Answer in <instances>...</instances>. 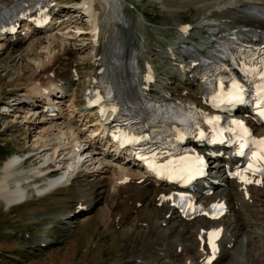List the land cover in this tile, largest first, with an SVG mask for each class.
Returning a JSON list of instances; mask_svg holds the SVG:
<instances>
[{"label":"bare ground","instance_id":"1","mask_svg":"<svg viewBox=\"0 0 264 264\" xmlns=\"http://www.w3.org/2000/svg\"><path fill=\"white\" fill-rule=\"evenodd\" d=\"M216 1L217 3L214 2L215 6L210 5L203 10V17L196 22L195 28L202 30L204 35L203 40L199 42L201 50L205 47L209 49L214 47L213 40L208 33L211 27L220 29L238 27L240 29L242 26L254 28L260 25L255 18L248 17L246 14L251 8L264 7V0ZM21 2L22 0H3L0 1V8L5 7L8 3L17 5ZM124 3L127 5V3L130 4V1L77 0L69 6L73 7L72 10H67L65 6L59 5H54L52 8L60 13L65 11L66 15L68 11H72V14L75 12L79 16L78 18H87V30L75 27L77 37L85 35L83 38L80 37L81 44L87 46L89 50L83 58L87 60L90 67L86 73L87 82L81 88L82 92L96 74L104 72V69L119 59L118 72L131 69V59L136 58L142 72L149 73L151 77L161 74V78L166 83L168 79L173 82L175 80L171 70L157 71L144 63L143 49H140L138 37L139 28L136 22L124 14ZM127 7L129 6L127 5ZM65 14L63 15L65 16ZM72 14L62 18L60 24H55L50 28L35 29L31 25L23 23L19 30L17 29L12 35L4 36L0 33V51L11 50L20 57L25 50L29 53L32 50V44L36 43L38 47L45 50L46 54L49 51V44L54 43L53 41L58 44L60 42V45L63 43L64 46H60V48L67 49L66 44L70 39L66 37L68 31L64 30V26L59 25L71 20ZM93 36H96V39L93 40ZM44 38L47 40L45 46L41 43ZM187 38L184 33L177 37L175 49L180 48L178 43L187 44ZM192 47L195 51H199L195 46ZM51 59L52 57L50 58L46 54L43 59L35 61V68L28 73V75L31 73L29 76H23L25 92H21L22 100L20 99L19 103H25L22 106V111L18 108L11 110L14 118H21L29 130L37 131L33 134L35 138L31 141L30 150L10 156L0 167V200L6 208L23 202L28 196L27 186L23 184L32 181L28 178L38 177L44 180V183L39 185L29 182L30 197H32V192L38 197H43L60 187L75 186L78 197L75 192L74 202L72 201V206L68 209L69 212L66 211V218L72 217L71 211L77 212L81 205L90 206L92 202H97L100 199L101 194H104V196L102 195L103 207L99 215L102 225L107 226L110 235L123 237L132 234L144 246L143 250L138 253L130 252L125 255L117 264H202L205 252L198 248L196 237L200 228H207L210 225H221L223 228L218 257L211 264H229L227 262L231 258L233 249L234 254L236 251L234 248L236 241L241 246L245 245L244 255L247 264H255L257 259L254 260L253 257L256 251L254 238L259 237L261 241H264L262 239L264 238V229H262L264 227V202L261 199L264 200V184L261 187L248 188L247 198H251L250 204H248L236 184L229 180L226 187L217 189L205 197L206 200L224 199L227 212L222 217L215 222L197 218L185 223L165 201H159V193L165 192L168 189L167 186L162 184L158 187L152 186L150 182H146L148 180L146 177L140 181L141 174L136 169H127L122 165H117V159L111 158L109 153L112 148L107 144H102V137H100V133H97L98 129L95 127V123L87 120V117H93V112L84 111L80 106V108L76 107V91L70 87L73 86L74 79L80 78L78 70L74 69L69 78L64 81L57 79L54 75L51 76L52 71L50 70L43 77L37 72V68L40 66L52 63ZM96 70L97 73H95ZM128 76L129 85H132L133 74L129 73ZM114 77L113 74L110 75L111 80ZM170 88L168 85L166 91L163 94L155 95L154 99L156 101L180 100L181 98L187 100L181 94L183 89ZM148 91L151 90L148 89ZM196 91L197 86L194 89V97ZM62 94L66 95L68 100L64 104L58 103L56 115H46L41 111V107L49 99H52L53 102H61ZM190 94L192 92L189 91L185 95ZM131 95V93L124 95L122 100L125 103L128 100L130 102ZM189 99L194 101L193 98ZM38 102L39 104H37ZM93 119L94 117L91 120ZM148 119L149 116L147 121ZM26 161L32 162V164L36 161L37 164L25 169L21 165ZM210 174L220 175L218 170H213ZM82 175H94L96 178L85 183L78 180H76L77 183L73 182L75 181L73 179ZM16 176H24L27 180L22 182L21 179H17L19 181L15 180L14 187H11L10 180ZM123 176L129 177L128 182L118 184L117 181ZM138 203L140 206H137ZM258 205H262L263 213L256 209ZM243 219L251 221L247 223ZM127 222L128 224H126ZM242 223L255 224V231L258 229L260 232L256 236V232L253 233L254 230H252L249 233L252 236H247L246 233L241 232ZM188 235L190 239L187 238ZM43 241L49 243L46 239ZM151 254H155L156 262H149L147 256ZM226 260L228 261L226 262Z\"/></svg>","mask_w":264,"mask_h":264},{"label":"rangeland","instance_id":"2","mask_svg":"<svg viewBox=\"0 0 264 264\" xmlns=\"http://www.w3.org/2000/svg\"><path fill=\"white\" fill-rule=\"evenodd\" d=\"M76 1L59 0L58 5L71 6ZM129 1L133 4L135 10L124 7L123 12L126 17L136 22L139 28L138 37L140 39V49H143L142 59H144V63H147L153 69L155 68L154 70L157 69V71L162 69L172 70L168 60L164 61L162 56L166 57L164 54L166 45L171 43L178 35L177 24L189 23L191 29L188 31L189 38L187 39H191L190 43L200 47L199 42L203 40L204 35L202 30L195 28L196 22L203 17V10L206 7L215 6L214 2L217 3L216 0ZM68 8L67 10H72L73 7ZM65 13L63 11V14ZM67 13L66 17H69L72 11ZM72 15V21L69 20L61 25V27L64 26L65 31H68L66 37L70 38L66 44L67 49L60 48V46H64L63 43L61 45L60 42L58 44L55 41L50 43L49 51L46 54L50 58L52 57L53 62L47 69L41 70L40 74L43 77L48 70H52L51 73L57 79L64 81L69 78L72 68L77 69L80 78L75 80L76 107L80 108L81 88L87 82L86 73L90 64L83 59L89 51L87 46L81 44L80 37L83 38L85 35L77 37L75 27L80 30H87L88 24L86 17L78 18L79 16L75 12ZM41 43L45 46L47 40L44 38ZM33 44L32 50L29 53L25 50L20 57L16 56L11 50L0 51L3 52L0 54V167L10 156L19 155L30 150L31 141L35 138L33 134L37 131L29 130L21 118H14L13 111H11L15 108L22 111L25 102H19L22 100L21 92H25L23 76H27L32 69L34 70L35 61L43 59L46 55L42 47H38L36 43ZM172 49H175V47ZM169 67L171 68L169 69ZM158 75L162 77L161 74ZM159 80L162 79L159 78ZM161 82L163 83V81ZM165 83L164 80L166 91L168 85L165 86ZM156 84L158 82H155L153 87ZM183 86V84L176 81L170 87L179 90L178 88L182 87L181 89H183ZM185 98L189 99L188 97ZM34 162L32 164V162L26 161L21 166L29 169L37 164L36 161ZM95 178L94 175H82L73 180L84 181L83 183H85ZM17 179H21L22 182L27 180L24 176L13 177L10 180L11 187H14V181ZM28 179L32 181L23 184L27 186L28 190V196L23 202L6 208L0 200V264H117L122 257L130 254V252L138 253L143 250L144 246L140 244L139 239L134 235L123 237L110 235L107 226L102 225L99 215L103 207L102 195L104 196V194L100 195L98 203L92 202L93 204L91 203L90 206L86 205L88 208L85 210L79 209L80 211L77 210L71 218H66L67 212H69L68 209L74 202V193L77 190L75 186L60 187L43 197H38L32 192V197H30L29 184L34 182L40 185L42 182L44 183V180L38 177ZM75 181L73 182L77 183ZM76 195L78 197L77 192ZM261 199L264 202L263 198ZM261 206L258 205L256 209L263 213ZM243 220L247 223L251 221L248 219ZM68 221L75 223L76 229L64 228ZM254 225L242 223V226H240L242 228L241 232L246 233L247 236H252L249 233L254 230L253 233L256 232L257 236L260 230L255 231ZM187 238L190 239V236L188 235ZM45 239L49 243L43 241ZM254 240L256 251L253 257L254 260L257 259L255 264H264V241H261L259 237H255ZM234 248H236L235 254L233 249L229 262H227L228 260L226 262L229 264H247L244 255L245 245L241 246L236 241ZM147 258L149 262L157 261L155 254L147 256Z\"/></svg>","mask_w":264,"mask_h":264},{"label":"snow or ice","instance_id":"3","mask_svg":"<svg viewBox=\"0 0 264 264\" xmlns=\"http://www.w3.org/2000/svg\"><path fill=\"white\" fill-rule=\"evenodd\" d=\"M233 90H234V94L231 95V98L232 99H239V93L241 92L242 89H241V86L238 83H236L235 81L233 82ZM261 93H262V95H261L260 105H258V107H260L259 115L261 117H264V87L261 88ZM214 119H218V118H214ZM233 123H239V122L234 121ZM259 143L262 146V148H264V139H261L259 141ZM259 159L264 161V155H261L259 157ZM246 170H252V171H255V172H264V168L257 167L255 169H253V166L251 164L248 166V169H246ZM232 175L238 176L242 180H245V182H247V183H251L252 182V181L246 180V178L239 172L232 173ZM256 183H260V181H256ZM161 198L163 199L164 197H161ZM167 198L171 199V197H167ZM211 207L212 208H217V207H222V205L221 206L212 205ZM208 235H209V240L207 242L208 246H209V248L211 249L212 252H215L216 247H215V243H214V237L216 235H218V232H211ZM211 259H212V257H209V261H211Z\"/></svg>","mask_w":264,"mask_h":264}]
</instances>
